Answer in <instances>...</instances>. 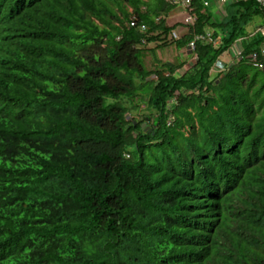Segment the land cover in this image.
Returning <instances> with one entry per match:
<instances>
[{
    "label": "trees",
    "instance_id": "16d2710c",
    "mask_svg": "<svg viewBox=\"0 0 264 264\" xmlns=\"http://www.w3.org/2000/svg\"><path fill=\"white\" fill-rule=\"evenodd\" d=\"M235 3L175 39L165 0H0V264H264V7ZM208 34L184 75L153 53Z\"/></svg>",
    "mask_w": 264,
    "mask_h": 264
},
{
    "label": "rangeland",
    "instance_id": "374dc122",
    "mask_svg": "<svg viewBox=\"0 0 264 264\" xmlns=\"http://www.w3.org/2000/svg\"><path fill=\"white\" fill-rule=\"evenodd\" d=\"M237 0H227L226 3H223L222 0H209V7L208 11L212 14L213 16V21L215 22H224L228 21L232 18L233 15L237 14V11L242 8V5L236 4ZM196 14V13H195ZM250 22H252L248 27L247 31L250 30H255L256 27L263 26L262 29H264V16L263 15H257L255 16ZM261 29V28H260ZM214 28H210L209 31L214 32ZM219 32H222L221 36L224 35L228 31V28L219 29ZM223 37V36H222ZM249 39H247L248 41ZM237 44V43H236ZM156 44H152V47H155ZM189 48L186 46L185 48H179L177 43L172 42L169 45H166L165 48H157L153 53L157 55V58L159 57L161 61L163 62H169L171 63V67H178L177 68V73L182 74V72L185 69V63L190 60L191 57L197 55L196 52L194 53H189ZM152 52H149L148 54L153 55ZM231 48L224 52V54L220 57V61L226 63L228 67L233 66L235 63V59L231 57ZM154 56V55H153ZM233 56V55H232ZM176 73V71L174 72ZM176 73V74H177ZM211 74L213 77H216L218 72L212 71ZM136 90L139 92L141 85L143 84V79L140 80L139 76L136 78ZM147 100L146 101H137V106L135 107L136 110L142 109L146 111L147 108ZM147 113V112H146Z\"/></svg>",
    "mask_w": 264,
    "mask_h": 264
},
{
    "label": "built area",
    "instance_id": "2783aa9c",
    "mask_svg": "<svg viewBox=\"0 0 264 264\" xmlns=\"http://www.w3.org/2000/svg\"><path fill=\"white\" fill-rule=\"evenodd\" d=\"M165 1L167 3L175 6V7H178V8L186 10V12H184V14H183V16L181 18L182 23L186 27L190 28V27L195 25V23L197 22V16L194 14L193 8H192V3H193L194 0H165ZM245 1H247V0H245ZM222 2L226 3L227 0H222ZM257 2H259L264 7V0H257ZM204 5L206 7H208L209 6V2L205 1ZM131 25L132 26H136L137 25L136 20H133ZM141 30L142 31H146L147 30L146 26H144V25L141 26ZM172 36H173V38L177 39V38L180 37V34L177 31H174L172 33ZM210 36H211L210 34L196 36L194 41L191 42V44H190V50L191 49L192 50L195 49L196 42H198V41L212 42L213 40L211 39ZM231 53H232L233 57L237 59V58H241L242 57L243 50L237 48V46L234 45V46L231 47ZM260 53H261V55L264 56V46L262 47ZM257 56H258V54L255 53V54H253L252 57H253L254 60H256ZM261 66H263V65H261ZM227 69H228V65L226 63H224V62H222L220 60H218L216 62L215 70H217V71H225Z\"/></svg>",
    "mask_w": 264,
    "mask_h": 264
},
{
    "label": "crops",
    "instance_id": "0c3cea01",
    "mask_svg": "<svg viewBox=\"0 0 264 264\" xmlns=\"http://www.w3.org/2000/svg\"><path fill=\"white\" fill-rule=\"evenodd\" d=\"M203 3L205 2V1H208L209 2V0H201ZM233 2H234V0H232ZM209 7V6H208ZM184 12H186V10H184V9H181V8H178V9H176V10H174V11H172L171 13H170V15L166 18V24H167V26L168 27H170V28H172L174 31H177L179 34H180V38L182 39V38H184V37H186L188 34H189V32H190V28H188V27H186L183 23H182V21H181V18H182V16H183V14H184ZM195 13V12H194ZM213 22H215V21H213ZM217 23V22H216ZM252 22H249V24H248V26L251 24ZM247 26V27H248ZM261 28V29H260ZM263 28V26H259V27H256V29L255 30H250V31H248L249 32V34H250V37L252 36V37H255V36H257L259 33H263L264 34V29H262ZM221 36V35H220ZM221 37H218L217 39H216V41H213V43H215V44H218L219 42H221ZM244 41H238L237 42V44H235V46H237V48H239V49H244V43H243ZM208 43V42H207ZM157 45V44H156ZM156 45H155V47H156ZM150 48H151V46H150ZM152 48H154V47H152ZM160 48H165V46L164 47H160ZM189 53H194V51L193 50H189L188 51ZM231 57L233 58V59H235L236 60V58H234L232 55H231ZM148 58H150V59H152V57L150 56V57H148ZM158 59L159 60H161L159 57H158ZM197 55H195V56H193V57H191L190 58V60L189 61H187L186 63H185V69H184V71L182 72V74H180V73H177L179 76H181V75H184L185 73H187L188 72V70L189 69H191V68H193V66L197 63ZM158 67V66H157ZM230 68V67H229ZM213 76V75H212ZM156 79V77H153V80H155Z\"/></svg>",
    "mask_w": 264,
    "mask_h": 264
},
{
    "label": "clouds",
    "instance_id": "9594fccd",
    "mask_svg": "<svg viewBox=\"0 0 264 264\" xmlns=\"http://www.w3.org/2000/svg\"><path fill=\"white\" fill-rule=\"evenodd\" d=\"M208 8V7H207ZM176 9H178V7H176L174 10H176ZM173 10V11H174ZM133 20H136V18H133ZM173 32H174V30H173ZM172 32V33H173ZM147 125V124H146ZM64 187H66V185L65 186H63L61 189H60V194L61 195H64V196H66V197H68V195H73L71 192L73 191H71L70 189H68V188H64ZM70 188H72V187H70ZM114 190V191H113ZM112 190V193H110V194H106V196H104L105 197V205L104 206H106V208H108V209H110V211H111V208L110 207H113V206H115V207H117L118 206V203H120V196H119V194H118V192H117V188L116 189H113ZM74 192V191H73ZM82 194H84V193H82ZM82 194H80V195H78V198H79V200L78 201H82ZM93 199V198H92ZM95 202V201H94Z\"/></svg>",
    "mask_w": 264,
    "mask_h": 264
},
{
    "label": "water",
    "instance_id": "95a60500",
    "mask_svg": "<svg viewBox=\"0 0 264 264\" xmlns=\"http://www.w3.org/2000/svg\"><path fill=\"white\" fill-rule=\"evenodd\" d=\"M143 127H146V124L145 123L143 124Z\"/></svg>",
    "mask_w": 264,
    "mask_h": 264
}]
</instances>
